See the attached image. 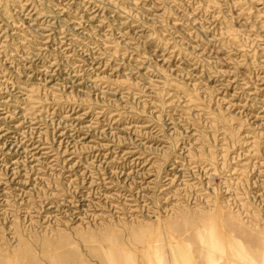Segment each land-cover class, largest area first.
I'll return each instance as SVG.
<instances>
[{
	"label": "rangeland",
	"instance_id": "1",
	"mask_svg": "<svg viewBox=\"0 0 264 264\" xmlns=\"http://www.w3.org/2000/svg\"><path fill=\"white\" fill-rule=\"evenodd\" d=\"M0 264H264V0H0Z\"/></svg>",
	"mask_w": 264,
	"mask_h": 264
}]
</instances>
